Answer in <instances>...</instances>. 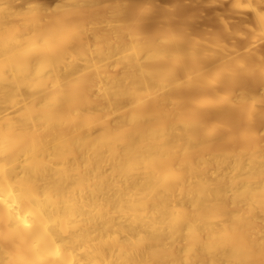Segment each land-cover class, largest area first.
Here are the masks:
<instances>
[{
    "label": "clouds",
    "instance_id": "1",
    "mask_svg": "<svg viewBox=\"0 0 264 264\" xmlns=\"http://www.w3.org/2000/svg\"><path fill=\"white\" fill-rule=\"evenodd\" d=\"M71 4L63 0L25 17L21 23L31 31L14 50H7L6 33H0V71L10 62L23 66L21 76L28 77L33 92L17 104L0 91V169L13 161L18 165L8 169L7 178L0 175V195L10 184L19 191L13 182L34 144L44 153L63 140L60 154L79 149L84 170L77 176L90 179L85 184L92 196L86 214L80 210L79 235L49 225V234L37 241L40 216H30L32 228L25 229L0 211V264H49L48 253L57 245L62 264H264V171L221 163L245 155L264 158V92L257 97L247 88L249 77L264 88V64L252 69L239 60L225 62L220 45L195 58L135 42L137 63L129 74L120 57L105 60L100 44L92 46ZM258 16L264 25V12ZM60 57L63 63L42 67V61ZM90 64L99 65V73L87 71ZM77 65L84 67L76 75L53 76L60 66L68 72ZM101 73L110 83L98 89L95 78ZM93 107L122 110L123 118L105 117L93 127L84 119ZM86 145L89 157L92 149L107 153L105 162L93 165L95 171L83 155ZM176 193L187 195L178 199ZM97 197L118 225L134 217L143 231L155 228L168 239L161 245L154 235L133 247L124 243L129 232L115 226L94 231L98 239L83 240ZM120 207L128 210L125 215L112 211ZM178 212L179 226L172 223Z\"/></svg>",
    "mask_w": 264,
    "mask_h": 264
},
{
    "label": "bare ground",
    "instance_id": "2",
    "mask_svg": "<svg viewBox=\"0 0 264 264\" xmlns=\"http://www.w3.org/2000/svg\"><path fill=\"white\" fill-rule=\"evenodd\" d=\"M31 2L21 0L15 4L16 0H0V33H6L5 44L7 50H14L19 45L17 41H23L25 35L31 31L29 28L26 31V26L21 21L29 16L31 11H45L41 3L36 0ZM49 1V0H48ZM103 0H72L74 7L83 9L89 12V38L93 47L96 46L94 36L90 29L95 25V32L104 35V40L100 42V51L105 60L110 61L113 57H120L121 62L125 65L127 73L131 74L135 71L136 56H132L130 60H125L124 54L126 51H131L130 47L135 42L145 44L151 49L158 51L171 50L177 56H191L195 58L205 57L210 51V46L220 45L223 46L224 51L221 53L222 59L229 62L233 59L245 63L249 68L257 69L259 65L264 64V25L261 24L258 13L264 12V3L260 0H229L227 3L229 8L225 11L222 6L228 2L226 0H210L208 4L209 9L212 10L213 17L202 18L197 21V24H190L183 16V10L180 5H173L171 3H164L165 6L153 4L151 8H147L144 4L137 5L134 0H130L129 5L119 4L115 2L112 4L111 10L100 11L98 8L100 2ZM137 1V0H136ZM179 1V0H178ZM182 1V0H180ZM46 0L42 3L45 4ZM203 2H205L203 0ZM133 4V5H132ZM203 4V3H202ZM176 6V7H175ZM217 7V8H216ZM224 9L217 11V9ZM3 9V10H2ZM210 9V10H211ZM218 12V13H217ZM146 16H153L154 20L148 22L145 20ZM216 22L220 23L219 31L216 32ZM235 24H239L235 26ZM138 36L140 39L134 40L131 37ZM89 43L85 40V45ZM219 51V49H215ZM147 53L145 52L144 55ZM90 55V54H89ZM211 57L207 56V60L211 61ZM206 66H209L206 64ZM66 66L58 67L53 76L58 79H67L71 75L78 74L79 67L83 69L84 65L75 66L74 69L65 71ZM24 71L23 66L16 63H8L2 71H0V91H3L7 99L14 100L17 104H22L27 101L32 95L30 84L27 82V76H21ZM35 71L33 64L28 65V74L31 75ZM51 71V70H50ZM110 83L104 78L103 73L95 78V86L103 88ZM247 88L251 94L259 97L264 88L255 77H249L247 81ZM199 94L203 95V90H199ZM15 107V104L12 105ZM259 108V105H257ZM7 111L8 108L6 107ZM14 109L9 112L14 115ZM119 116L123 118V111L116 110L115 113L107 112L103 109L93 107L92 112L86 113L84 119L95 127V121L103 120L105 117ZM115 124V120L113 121ZM242 130L241 135H244ZM90 146H85L83 155L89 162V168L95 171L93 165L102 164L107 160V153L102 150L92 149L91 156L89 157ZM79 149H73L71 152L60 154L57 148L49 152L41 153V159L47 164V170L41 176L42 179L47 180L49 183L60 184L63 194L67 196L71 202L70 216H74L77 221L81 219V209H86L89 206L90 198L92 196L91 186L85 184V191L83 194L79 187L72 189L74 183L72 177L77 176L83 171V163L77 155ZM2 163V161H0ZM12 163V162H10ZM223 165L231 163L232 166H242L241 170H248L259 174L264 171V158L257 155L252 158L250 155H245L240 161L222 160ZM18 167V165H15ZM185 194L176 193L177 198H186ZM3 199H10L9 191L0 195ZM26 200L21 197L17 198L15 203L19 204V213L23 217L25 213H31L34 209L22 203ZM0 211L7 213V209L0 205ZM118 218L111 217L105 219H97L89 224L82 233L83 240L98 239V236H93V232L101 231L106 227L111 230V227L120 226L129 232V235L135 237L143 231L139 224H129L121 222L117 224ZM29 222H31L29 220ZM17 222L13 217V224ZM156 238L160 241L161 245L168 239L166 234L156 233Z\"/></svg>",
    "mask_w": 264,
    "mask_h": 264
},
{
    "label": "snow or ice",
    "instance_id": "3",
    "mask_svg": "<svg viewBox=\"0 0 264 264\" xmlns=\"http://www.w3.org/2000/svg\"><path fill=\"white\" fill-rule=\"evenodd\" d=\"M57 7H61L60 4ZM95 25L92 26L90 31L95 38V41L99 45L101 41L104 40V35L95 32ZM131 39L139 40L138 36L131 37ZM131 51H126L124 54L125 60H130L136 52L135 44L128 46ZM94 51V49H90ZM63 63V57L57 58L53 63L50 61H42V67L45 69L54 68L56 64ZM87 71H96L99 73L100 68L97 64H90ZM182 83V82H180ZM134 93V89L129 90V94ZM135 119V116L132 117ZM57 145V151L63 153L64 142L63 140L55 141ZM43 148L39 144H34L32 146L31 152L24 161L23 167L17 173L14 184L19 186V191L13 189L12 184L9 185V197L10 199H3L0 197V205L7 209L10 219L15 218L17 225L23 226L25 229H31L32 224L29 222V217L33 215H38L43 220V230L40 233L34 235V239L37 241L43 239V237L49 234V225L54 229H59L60 231L68 232L71 235H79L77 225L79 221L75 219L74 216H70L69 213L72 211L71 202L67 196L63 194L62 187L60 184L49 183L47 180L42 179L41 176L47 170V164L41 159V153ZM16 162L13 161L6 168L0 169V175H4L7 178V173L9 168H15ZM74 183L72 189L79 187L81 193L86 190L85 183H90V179L81 176H75L72 178ZM23 197L28 204L34 209L31 213H25L22 217L19 213V204L15 203L17 197ZM104 203L103 198L97 197L95 203L88 210L89 222H93L97 219L107 218L104 213ZM113 212L125 215L127 209L124 207L114 208ZM212 215H215V209H210ZM130 224H135V218L133 217ZM174 225L179 226L183 223L181 213H177L176 219L172 222ZM156 234L155 228L151 231H142L135 237H128L124 240V243L129 244L133 247L143 246L147 240L151 239ZM115 238V237H111ZM35 249V245L33 246ZM50 257L49 264H62L64 261V256L59 245L54 249L50 250L48 253Z\"/></svg>",
    "mask_w": 264,
    "mask_h": 264
},
{
    "label": "rangeland",
    "instance_id": "4",
    "mask_svg": "<svg viewBox=\"0 0 264 264\" xmlns=\"http://www.w3.org/2000/svg\"><path fill=\"white\" fill-rule=\"evenodd\" d=\"M20 1L21 0H16L15 4L19 3ZM26 1H28V0H26ZM36 1L38 3L42 4L43 9H46V7H51V5L53 3H57V2L63 3V0H49V1L46 0L45 4L42 3L44 0H36ZM129 1L130 0H125V2H124V0H103L102 2H100V4H99L100 8H98V9L100 11H105L106 12V10H111L112 4L114 5L115 2H116V4L117 3L122 4L124 2L123 4H126V5L128 4L129 5V3H130ZM204 1L205 2H203V0H182V1H180V0L179 1L178 0H137V1L134 0V2L137 3V5L138 4L139 5L144 4L147 8H151V6L153 4H158L160 6H165L166 5V4H164L165 2L170 4V5H171V3L173 5H177L179 3L178 6L180 5V9L183 10L184 18L186 17L185 18L186 21H188V23H190V24H197V21L202 19V18H206V17L207 18L208 17L211 18V17H213L212 16L213 15L212 10H214L215 7L212 8V9L210 8L211 9L210 10L209 9L210 6H208V8H207V5H205L207 3V1L206 0H204ZM209 1L210 0H208V3H209ZM226 1H228V2L223 4L225 6H222L223 8H225V11L227 10V8H229V5H228V7H226L227 3L230 2L229 0H226ZM29 2H31V1L29 0ZM208 5H211V4H208ZM211 6L213 7L214 5L212 4ZM71 7H72V9L75 12L78 13L77 16L74 17V19L79 21V22H82L84 24V27L87 28L89 26V15H90V13L89 12H85L83 9L74 7L73 4H71ZM219 10H221V8L217 9V11H219ZM222 10H223V12H225L224 9H222ZM221 11H219V13ZM33 12L34 11H31L29 13V16L32 15ZM145 20L148 21V22H151L152 20H154V18H153V16H146ZM219 25H220V23H218V22H216V24H214V26H216V29H215L216 32L219 31V28H218ZM237 25H239V24H237ZM237 25L235 24V26H237ZM77 66H79V65H77Z\"/></svg>",
    "mask_w": 264,
    "mask_h": 264
}]
</instances>
